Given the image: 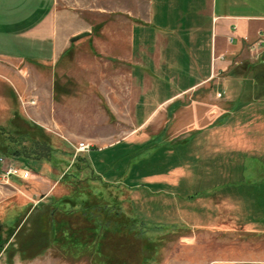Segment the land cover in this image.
Here are the masks:
<instances>
[{"label":"rangeland","instance_id":"rangeland-1","mask_svg":"<svg viewBox=\"0 0 264 264\" xmlns=\"http://www.w3.org/2000/svg\"><path fill=\"white\" fill-rule=\"evenodd\" d=\"M149 6L150 0H57L54 15L62 17L65 34L81 31L83 38L64 68L66 60L47 68L55 79L47 110L33 94H22L12 105L36 122L35 111L48 116L53 123L44 126L66 139L50 142L48 163L36 158L47 152L48 142L0 127V264H164L172 257L183 262L217 255L264 259V140L232 135L231 129L224 139L217 124L208 130L187 124L188 114L173 130L137 126L127 109H110V120L102 106L108 97L93 96V40H100L94 46L104 53L105 25L118 28L129 17H145ZM257 33L243 39L256 58L252 62L264 64V51L253 48ZM252 62L226 61L225 77L215 80L225 88L235 85L237 71L249 83L256 75ZM230 114L226 121L234 117ZM59 117L61 122L75 118L79 123L67 129L78 128L82 136L66 135L57 126ZM82 142L91 146L90 155L77 152ZM3 149L14 155L3 156ZM8 165L34 174L25 180L10 176Z\"/></svg>","mask_w":264,"mask_h":264},{"label":"crops","instance_id":"crops-1","mask_svg":"<svg viewBox=\"0 0 264 264\" xmlns=\"http://www.w3.org/2000/svg\"><path fill=\"white\" fill-rule=\"evenodd\" d=\"M56 3L57 0H0V127L19 135L26 131L48 142L47 152L36 157L48 163L52 157L50 142L66 138L44 126L53 123L48 116L35 111L39 116L36 122L18 106L13 108L12 102H17L22 94H33L39 97L41 108H48V102L54 101L55 79L47 68H52L55 61L66 60L64 68L74 44L83 38L85 32L81 31L65 34L62 17L54 15ZM121 23L118 28L105 25L104 53L94 46L100 40H93V96L108 97L102 106L110 120L112 109H127L137 126L147 129L159 124L173 130L188 114L187 124H202L207 130L217 124L224 139L228 135L230 138L232 132L249 133L253 139L264 140V64L252 62L256 58L243 39L253 38L264 28V0H150L145 17H129V22ZM245 59L256 69V75L247 80L249 83H245L244 74L234 70L229 73H235L237 84L225 88L215 80L220 75L225 77L229 70L226 61ZM64 75L65 69L61 73L65 79ZM4 100L9 106L2 104ZM152 108L145 115V110ZM94 109L96 125L97 107ZM228 112L234 117L226 121ZM60 120L59 117L57 126L66 135L82 136L78 128L67 129L79 123L75 118ZM86 152L90 155L92 150ZM65 156L63 151L64 162ZM86 158L90 162L87 154ZM21 168L34 174L31 168ZM164 264H264V259L217 255L182 262L172 257Z\"/></svg>","mask_w":264,"mask_h":264},{"label":"built area","instance_id":"built-area-1","mask_svg":"<svg viewBox=\"0 0 264 264\" xmlns=\"http://www.w3.org/2000/svg\"><path fill=\"white\" fill-rule=\"evenodd\" d=\"M257 34H258V39L255 41L253 48L256 50H259V51L260 50L264 51V28L260 29ZM244 39L250 40L249 37H245ZM233 40H234V38L231 37V41H233ZM90 148H91V146L89 144H86L83 142L80 143L76 147L78 153L89 151ZM7 174L10 176H18L21 179L25 180V179L30 178V176H32L33 173L29 169H23L21 167L15 166V165H8Z\"/></svg>","mask_w":264,"mask_h":264},{"label":"trees","instance_id":"trees-1","mask_svg":"<svg viewBox=\"0 0 264 264\" xmlns=\"http://www.w3.org/2000/svg\"><path fill=\"white\" fill-rule=\"evenodd\" d=\"M2 130V132L4 133V130L3 129H1ZM6 133V132H5ZM8 136H13L14 138H15V136L14 135H12V134H10V135H8ZM6 149H7V147H6ZM3 152L1 153V154H3V155H14V153H8L7 152V150H2ZM1 152V151H0ZM15 153H16V151H15ZM84 158H86V157H84ZM86 160L88 161V159L86 158ZM89 162V161H88ZM89 166L90 167H93L92 166V164H91V162H89ZM74 176V175H73Z\"/></svg>","mask_w":264,"mask_h":264},{"label":"water","instance_id":"water-1","mask_svg":"<svg viewBox=\"0 0 264 264\" xmlns=\"http://www.w3.org/2000/svg\"><path fill=\"white\" fill-rule=\"evenodd\" d=\"M84 35V34H83Z\"/></svg>","mask_w":264,"mask_h":264}]
</instances>
